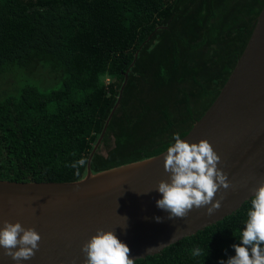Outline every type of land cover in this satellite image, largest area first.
I'll list each match as a JSON object with an SVG mask.
<instances>
[{
	"label": "trees",
	"instance_id": "1",
	"mask_svg": "<svg viewBox=\"0 0 264 264\" xmlns=\"http://www.w3.org/2000/svg\"><path fill=\"white\" fill-rule=\"evenodd\" d=\"M263 3L0 0V74L46 76L0 96V179L82 178L122 86L91 171L167 149L220 93ZM81 158L77 176L72 165ZM250 207L251 198L134 264H220L235 255L233 233L245 227ZM197 247L207 255L193 256Z\"/></svg>",
	"mask_w": 264,
	"mask_h": 264
},
{
	"label": "water",
	"instance_id": "2",
	"mask_svg": "<svg viewBox=\"0 0 264 264\" xmlns=\"http://www.w3.org/2000/svg\"><path fill=\"white\" fill-rule=\"evenodd\" d=\"M125 83V82H124ZM124 85V84H123ZM201 117L181 137L207 139L221 157L218 167L233 185L221 188L224 199L212 215L193 208L184 218H168L156 201L166 150L151 157L92 172L90 162L118 99L107 117L86 164L74 181H13L0 179V227L19 221L41 236L39 249L21 264H83L82 245L97 229L113 230L130 248L134 260L159 253L238 209L264 183V3L251 34L227 80ZM161 217V221L155 218ZM0 248V264H16Z\"/></svg>",
	"mask_w": 264,
	"mask_h": 264
},
{
	"label": "clouds",
	"instance_id": "3",
	"mask_svg": "<svg viewBox=\"0 0 264 264\" xmlns=\"http://www.w3.org/2000/svg\"><path fill=\"white\" fill-rule=\"evenodd\" d=\"M174 143L167 146L164 156V170L169 173L168 180H160L155 190L162 194L156 201L158 208L168 212V218H184L195 207H207V214L212 215L221 207L224 195L215 199L223 188H232L225 173L218 164L221 157L207 139L189 142L180 134H173ZM86 163L85 158L75 162L79 176V167ZM158 222L161 217L155 218ZM245 227L239 231L240 243L233 244L235 255L229 256L220 264H264V183L255 188L251 197V207L247 212ZM40 234L34 228H25L19 221H3L0 227V248L3 254L21 264L22 260L31 259L39 249ZM130 248L122 242L113 230L97 229L96 233L82 245L83 264H134L130 257ZM204 252L197 247L193 256L204 257Z\"/></svg>",
	"mask_w": 264,
	"mask_h": 264
},
{
	"label": "rangeland",
	"instance_id": "4",
	"mask_svg": "<svg viewBox=\"0 0 264 264\" xmlns=\"http://www.w3.org/2000/svg\"><path fill=\"white\" fill-rule=\"evenodd\" d=\"M42 77L45 78L46 76L41 72L37 75L34 74L33 77L25 71H20L18 73H16V71L10 73L6 72L4 75L0 74V96L7 91H14L16 85L19 86L23 81H36L38 83L39 79H43ZM44 80L47 81L48 79L46 78ZM52 85H56V83Z\"/></svg>",
	"mask_w": 264,
	"mask_h": 264
}]
</instances>
